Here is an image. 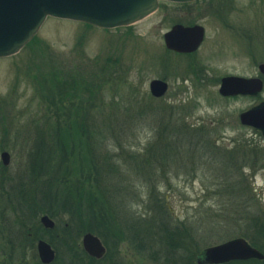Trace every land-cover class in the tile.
I'll return each instance as SVG.
<instances>
[{"label": "rangeland", "instance_id": "1", "mask_svg": "<svg viewBox=\"0 0 264 264\" xmlns=\"http://www.w3.org/2000/svg\"><path fill=\"white\" fill-rule=\"evenodd\" d=\"M175 24L204 28V39L197 51L177 54L165 48L163 34ZM106 62L113 64L110 71L102 67ZM262 63L264 0L160 1L156 11L144 19L112 29L47 18L16 54L0 58V152L6 150L10 154L6 171L0 170V264H40L35 244L32 247L29 240L17 239L18 228L7 206V192L16 188L21 177L28 182V153L38 138L34 128L47 126L48 119L50 123L54 121L52 94L47 95V91L55 73L91 77L104 72L93 104L103 105L104 115L116 118L118 123L112 122V133L119 145L114 150L115 141H111L106 148L119 153V162L127 161L119 175L121 183L117 182L124 194L120 199H111V206L126 211V216L143 214L146 219L151 216L147 222H160L158 215L152 220L153 211L149 209L153 201L147 200L148 188L139 179L143 178L142 165L137 167L134 160L145 157L143 149L166 125L178 131L177 135L166 134L169 144L175 146L179 158L181 151L186 154L185 161L168 167V184L162 183L159 189L165 196L158 197L173 221L184 223L192 231L188 235L200 246L197 254L207 247L243 237L241 232L250 234L244 228L248 219L261 216L264 220V155L256 160L251 155L252 170L244 172L250 175L244 182L248 191L231 200L227 189L237 181L236 172L230 161L223 163L228 160L227 155L222 158L212 153L229 152L243 144L264 150V136L238 120L240 112L264 101V86L257 96L223 97L218 93L219 79L224 76L261 77L264 81V74L257 68ZM153 79L168 83L163 97L150 95L148 85ZM168 106L177 109L171 113ZM181 122L208 132L194 159L190 143L179 136ZM118 146H122L120 152ZM132 151L137 152V157L129 160ZM53 221L56 233H48L41 226L36 229L47 242L52 238L59 244L67 219L61 216ZM79 243L81 246V237ZM189 249L192 251V247ZM110 252L109 260L115 264L163 263L134 252L125 242ZM57 259L52 264L73 261L61 247Z\"/></svg>", "mask_w": 264, "mask_h": 264}, {"label": "trees", "instance_id": "2", "mask_svg": "<svg viewBox=\"0 0 264 264\" xmlns=\"http://www.w3.org/2000/svg\"><path fill=\"white\" fill-rule=\"evenodd\" d=\"M112 66L113 64L106 62L102 67L110 71ZM110 74L112 73L109 72ZM101 75H104V72L91 74V77L88 75L83 77V74L51 75L49 92L46 91L47 95L52 94L50 96L55 107L54 121L50 123L48 119L47 126L34 128L38 138L28 153V182L26 178L22 180L21 177L16 188L11 187V193L7 192L10 201L7 206L14 215V223L18 228L17 239L29 240V244L34 247L39 238L43 239L39 229H36L41 226L39 216L46 214L52 219L65 216L67 221L62 228L63 237L60 243L58 244L56 239L48 240L56 252L55 261H58V248L61 247L72 257L73 261L70 264H115L109 260L110 250L111 248L117 250L125 242L134 252L145 253L146 257L154 259L155 262L197 264L200 246L188 235L193 234L192 231H189L184 223L173 221L168 208L159 198L165 196L159 189L162 183L168 184V179H165L168 167L185 161L183 158L186 153L181 151L179 158L175 146H171L166 139V134L177 135L178 131L163 125L154 141L143 149L145 157L134 160L137 167L142 165L143 178L139 179L148 188L147 200L149 203L150 200L153 201L149 209L153 211L152 220L155 215L160 217L158 225L147 222L151 216L148 219L143 214L133 217L128 213L126 216V211L120 212L111 206V199H120L124 194L122 192L124 188L117 182L121 183L122 178H119V175L123 172L122 165L127 161L119 162L121 157L119 153H113L106 148V144H110L111 141H115L114 150L119 145L117 142L119 140L116 141V136L112 133V122L114 124L118 122L116 118L104 115L103 105L93 104V100L99 95L97 84L102 81ZM51 102L49 100L50 104ZM168 109L172 113L177 108L168 106ZM180 128L183 132L179 131L181 133L179 136L190 143L193 151L191 156L194 159L199 144L203 143V138L208 132L183 122ZM48 146L51 148L50 151ZM118 148L120 152L122 146ZM136 153L132 151L127 159L130 160L131 156L137 157ZM212 154L219 157L227 155L228 160L224 159L223 163L230 161L236 172L237 181L227 189L229 192L227 194L232 200V196L236 198L240 193L248 191V186L244 185V182L246 183L250 175L246 176L244 172L247 169L252 170L251 155L256 160L264 155V150L243 144L229 152L215 150ZM238 161L241 162L239 165ZM0 170L6 171V168L0 166ZM113 173L116 174V178L112 177ZM248 220L249 223L246 222L244 228L245 232L249 230L250 234L247 236L243 235V232L240 234L264 255V220L261 216ZM47 231L56 233L57 226ZM86 232L97 235L104 243L106 253L100 260L89 257L82 250L79 238ZM226 264H264V260L251 259Z\"/></svg>", "mask_w": 264, "mask_h": 264}, {"label": "water", "instance_id": "3", "mask_svg": "<svg viewBox=\"0 0 264 264\" xmlns=\"http://www.w3.org/2000/svg\"><path fill=\"white\" fill-rule=\"evenodd\" d=\"M159 1L185 3L195 0H0V58L16 54L32 40L47 17L85 23L102 29L129 26L156 11ZM204 38L200 25H173L163 35L166 49L189 54L195 52ZM264 74V63L258 65ZM151 96L160 98L168 90V83L153 79L148 85ZM263 89L258 77L225 76L220 80L218 93L223 97L257 95ZM241 125L251 127L264 136V101L238 115ZM0 162L6 167L10 154L1 151ZM41 225L49 230L55 226L47 215L40 217ZM84 252L95 259L104 256L106 249L98 236L86 232L81 237ZM38 259L50 264L55 259L52 246L43 239L36 242ZM263 260L264 255L244 238L236 237L203 249L197 257L198 264H224L231 261Z\"/></svg>", "mask_w": 264, "mask_h": 264}, {"label": "flooded vegetation", "instance_id": "4", "mask_svg": "<svg viewBox=\"0 0 264 264\" xmlns=\"http://www.w3.org/2000/svg\"><path fill=\"white\" fill-rule=\"evenodd\" d=\"M222 78V77H221ZM221 78L219 79V82H220V80H221ZM257 95H259V94H257ZM257 95H249V96H257ZM260 103V102H259ZM259 103H257V104H255V105H258ZM254 105V106H255ZM253 107V106H252Z\"/></svg>", "mask_w": 264, "mask_h": 264}]
</instances>
